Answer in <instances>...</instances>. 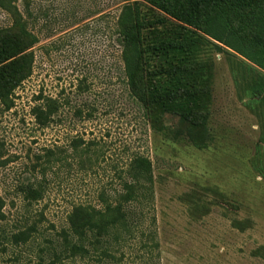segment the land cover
I'll use <instances>...</instances> for the list:
<instances>
[{"label":"rangeland","instance_id":"rangeland-1","mask_svg":"<svg viewBox=\"0 0 264 264\" xmlns=\"http://www.w3.org/2000/svg\"><path fill=\"white\" fill-rule=\"evenodd\" d=\"M123 5L0 0V29L20 19L38 40L31 77L12 94L10 110L0 104V154L8 160L0 170V264H49L45 241L57 248L72 207L114 198L135 156L151 162L152 182L135 211L145 218L133 238L113 245L106 264H264V70L218 44L222 50L209 53L203 147L156 133L125 84L114 41ZM44 98L59 109L39 127L32 109ZM176 125L167 118L166 126ZM76 139L83 144L74 147ZM29 186L41 190L40 200H26ZM31 227L27 243H12Z\"/></svg>","mask_w":264,"mask_h":264},{"label":"trees","instance_id":"trees-1","mask_svg":"<svg viewBox=\"0 0 264 264\" xmlns=\"http://www.w3.org/2000/svg\"><path fill=\"white\" fill-rule=\"evenodd\" d=\"M122 1L114 41L129 95L140 104L154 132L173 131L175 138L185 137L195 148H202L212 104L209 53L221 51L218 44L224 45L264 70V0ZM37 41L20 19L0 29V104L6 111L13 107L14 91L32 75ZM36 99L42 101V96ZM44 101L32 109L39 127H46L59 109L57 100ZM168 117L178 120L175 128L166 126ZM72 143L78 147L83 141ZM51 154L47 150V156ZM7 163L0 154V170ZM122 173L124 177L117 178L121 189L112 199L101 195L100 208L72 207L67 228L58 234L57 248L51 240L45 241L52 257L49 264L74 259L106 264L114 259V244L125 236L134 237L145 218L135 211L145 184L152 182L151 162L135 156ZM25 192L26 200L42 198L40 189L29 186ZM4 206L0 194V221L5 219ZM34 231L31 227L13 234L12 243H27Z\"/></svg>","mask_w":264,"mask_h":264}]
</instances>
